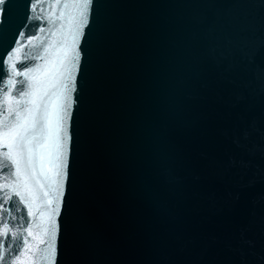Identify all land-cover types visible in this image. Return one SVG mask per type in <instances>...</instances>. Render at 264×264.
Returning a JSON list of instances; mask_svg holds the SVG:
<instances>
[{
	"label": "water",
	"instance_id": "water-1",
	"mask_svg": "<svg viewBox=\"0 0 264 264\" xmlns=\"http://www.w3.org/2000/svg\"><path fill=\"white\" fill-rule=\"evenodd\" d=\"M67 2L9 0L0 76L3 53L20 47L17 70L57 81ZM77 48L50 255L39 148L36 217L13 196L10 226L33 232L25 264H264V0H92ZM10 195L0 189V201Z\"/></svg>",
	"mask_w": 264,
	"mask_h": 264
},
{
	"label": "snow or ice",
	"instance_id": "snow-or-ice-1",
	"mask_svg": "<svg viewBox=\"0 0 264 264\" xmlns=\"http://www.w3.org/2000/svg\"><path fill=\"white\" fill-rule=\"evenodd\" d=\"M8 3L9 0H0V18L6 17ZM37 6L31 7L35 10ZM91 6L92 0H70L62 5L65 10H72L67 16L61 12L58 17L60 20L68 21L71 46L64 45L66 50L63 58L59 60L60 67L56 73L58 79L49 88L42 87L39 81L30 78V73L37 71L39 66L24 71L17 70L16 64L12 63L16 54L20 52V47L15 48L14 51L10 48L3 53L4 69L3 76H0V85L3 87L0 91L4 93V98L3 103H0V109H4L7 115L4 119H0V149H3V155L10 163L0 165V173L7 168L6 179L11 177L12 182L0 185V189L10 188L13 195L8 196L7 201H0V208H3L4 215L9 217L7 220L0 219L3 227V231H0V249H4L5 244L17 240H19V247L7 248L0 252V264H25L22 257L32 248L28 239L33 235L31 226H21L23 228L21 233L14 231L10 225L11 220L15 219L12 216V209L15 208L13 196L28 205V216L36 217V213L32 211L30 199L35 202L40 197L30 187L29 181L36 179L37 176V148L41 150L40 172L44 174L51 186L50 190L43 191V202L38 207L42 231L50 237L47 243L49 255L51 254L52 239L56 236V224L53 217L58 211L60 185L66 175V142L71 139L66 129V121L70 119L71 93L74 91L72 73L76 69V61L79 57L77 39L88 21V11ZM63 27L64 24H61V28ZM40 31L43 32L44 29L41 28ZM16 35L20 40L26 39L22 32ZM34 38H29L28 43L30 44L31 39ZM17 43L18 41L14 40L13 45ZM15 76H21L24 79L17 81ZM4 77H8L6 83ZM18 83L22 85L19 89L16 88ZM14 90L15 95L12 94ZM8 117H11V120H8ZM36 183H40L39 179H36ZM40 188L44 189L45 185L40 184ZM44 242L41 241V243Z\"/></svg>",
	"mask_w": 264,
	"mask_h": 264
}]
</instances>
